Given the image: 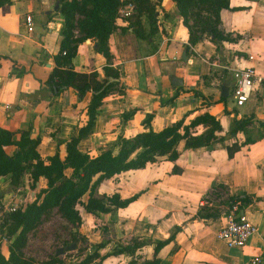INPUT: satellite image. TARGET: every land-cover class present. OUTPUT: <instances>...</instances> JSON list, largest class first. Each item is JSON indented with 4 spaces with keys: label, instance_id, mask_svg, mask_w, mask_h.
<instances>
[{
    "label": "crops",
    "instance_id": "0c3cea01",
    "mask_svg": "<svg viewBox=\"0 0 264 264\" xmlns=\"http://www.w3.org/2000/svg\"><path fill=\"white\" fill-rule=\"evenodd\" d=\"M163 6L169 16L159 11L158 28L164 33L157 45L153 42V52L137 54L136 42L140 40L131 28L124 29V23L112 32V66L120 75L113 88L122 86V93L116 95L112 89L104 97L92 132L78 147L97 156L105 142L115 141L119 133L132 137L149 127L159 131L181 119L188 123L203 112L214 115L222 127L218 135L226 137L222 143L217 140L213 149L186 150L184 141H180L177 164L182 168L181 174H172L173 163L161 158L143 169L123 172L134 175L126 178L133 191L109 184L119 174L104 181L99 192L118 193L121 198L138 194L136 200L118 208L117 215L119 222H125L124 235L128 228L131 232L138 229L137 234L142 237L150 234L151 240L136 251L141 262L152 260L155 242L166 239L175 226H181L174 239L157 252L158 262L149 264H250L253 257H259L258 264H264V124L258 123L264 121V0H230V7L238 9L220 11V29L239 38L217 44L203 36L189 45L188 30L181 17L173 13L175 4L164 0ZM58 7V0H0V127L14 132L16 138L21 130L30 127L31 137L40 139L37 149L41 156L58 152L63 158L66 142L77 136L86 122L91 93L79 98L72 87L58 95L41 88L56 65L54 56L61 47L63 18L57 12ZM26 15L31 17V29L26 25ZM126 32L137 38H133L135 43ZM151 45L150 39L147 47ZM94 48L93 39L78 44L71 59L74 71L96 70L102 76L106 59ZM236 52L244 58L242 66H254L257 75L254 91L242 107H235L231 98L235 83L231 68ZM173 77L181 85H173ZM222 85L228 87L225 101L219 99ZM129 111L134 113L122 123V114ZM148 113L153 117L146 127L142 120ZM241 118H252L254 122L247 127L246 134L239 132L235 139L228 137L225 133L232 120ZM246 137L252 141L243 144ZM235 141L239 149L230 158L225 148ZM94 149L99 150L92 155L89 150ZM5 150L12 154L15 146H7ZM214 181L226 186V197L241 194L248 198L247 203L240 204L239 212L245 213L258 231L242 248H228L217 237L227 222L223 213L228 207L222 205V216L216 220H190ZM40 185L44 187L42 180ZM25 189V185H11L9 176H0L1 201L12 194L26 193ZM85 213L88 222L91 221L93 215ZM155 232L159 235L154 236ZM9 243L0 237V252L5 258L9 256ZM123 255L120 262L122 255L109 256L100 264H125L131 256Z\"/></svg>",
    "mask_w": 264,
    "mask_h": 264
},
{
    "label": "trees",
    "instance_id": "16d2710c",
    "mask_svg": "<svg viewBox=\"0 0 264 264\" xmlns=\"http://www.w3.org/2000/svg\"><path fill=\"white\" fill-rule=\"evenodd\" d=\"M57 12L63 18L61 28L62 40L58 54L54 56L55 67L49 73L47 80L41 85L42 90H48L52 95H58L63 90L72 87L82 98L87 92L91 98L86 106V122L80 127L78 135L70 138L65 144V156L61 158L58 152L53 155L41 156L38 152V137H31L30 127L21 130L16 138L15 133L0 127V176H9L10 184L18 187L26 172H29L31 185L35 187L38 181H43L44 187L38 190L35 198L27 202L23 208L13 213H4L5 219L0 221V231L6 230L8 237H13L9 243V256L5 258L0 252V264H36L24 257L23 247L28 233L37 227L53 209H57L66 220L74 227L81 223V216L77 206H81L87 213L94 216L113 212L118 208H124L136 200L138 194L127 198H121L118 193L107 195L99 192L100 185L117 175L128 170L143 169L150 164L165 159L173 163L171 173L181 174L182 168L178 166L179 152L177 145L184 141V149L191 150L201 147L213 149L216 141L223 142V137H218L222 131L219 120L208 112H203L185 123L184 119L166 124L159 131L150 128L153 114L145 115L142 123L149 127L147 131L136 133L132 137H124L119 133L109 148L102 149L97 156H91L79 149V142L86 138L95 124L97 110L102 100L114 86L118 84L119 72L112 66L113 55L110 51V36L115 30V17L117 10L126 1L131 0H58ZM138 14L146 13L151 27L145 32L140 21L133 32L138 39L149 42L150 34L157 31L154 25L158 18L154 7L149 0H133ZM131 1V2H133ZM160 1V0H157ZM182 19V24L188 30V43L194 45L203 36L209 37L214 43L235 42L239 36L225 33L220 29V11L222 9L238 8L230 7V0H172ZM205 13V14H204ZM81 15L76 18V15ZM204 14V15H203ZM169 16V15H168ZM78 29V32L73 30ZM125 29V28H124ZM126 30V29H125ZM86 39H93L96 43L94 50L100 53L106 64L102 67V76L93 70L90 73H79L73 70L71 59L77 52L79 43ZM189 45L186 46L188 53ZM65 51V55L62 52ZM110 79H114L110 81ZM225 101L226 97L219 98ZM134 111L122 114V123L128 119ZM252 118L233 119L228 137L235 139L239 132L246 134V129L253 124ZM264 124V121H258ZM203 128L201 132L199 129ZM248 137L243 144L250 143ZM7 146H15L12 154L5 150ZM228 157H232L238 151L237 141L226 146ZM226 186L214 181L211 189L216 185ZM227 192V191H226ZM208 194V191L206 192ZM203 203L199 205L190 220L196 219L204 222L216 220L222 216L220 206L228 208L223 213L227 215L229 208L236 201L242 204L248 202L246 196L227 195L225 200L218 203L201 198ZM181 230V226H175L169 236L164 240H158L154 246L152 260L138 262L140 255L136 251L147 244L146 241L135 240L126 243L119 248H113L109 252L100 255L99 250L109 243V238L98 242L94 251L88 253L78 264H100L109 256L130 255L131 259L125 264H149L156 263L157 252L175 237ZM57 256L41 264H60Z\"/></svg>",
    "mask_w": 264,
    "mask_h": 264
},
{
    "label": "rangeland",
    "instance_id": "374dc122",
    "mask_svg": "<svg viewBox=\"0 0 264 264\" xmlns=\"http://www.w3.org/2000/svg\"><path fill=\"white\" fill-rule=\"evenodd\" d=\"M149 1L154 7L156 15L159 14V11H162L165 14V16L168 15L163 6L164 0H160V1L149 0ZM173 13L179 15L177 8ZM80 17L81 15L79 14L76 15V18H80ZM137 20L140 21L141 27L143 28V30H145L147 34V32H149V28L151 27V24H149V20L144 11L141 14H138L135 11V14L127 20L118 19L117 17H115V26H119L120 23L121 24L124 23L125 29L131 28L132 31H134L136 28H140V25L136 24ZM154 25L156 26L157 31L150 34L149 39H151V43H152L151 47H147L149 43L147 40L139 39L140 41H138L137 38L134 37L131 32H126L128 35H131L129 36V39H131L132 42L135 43L134 39L137 40L136 44H138L139 46L137 49V54L141 55L148 53L150 51L153 52L154 51L153 42L156 45L159 43L162 33L164 32L162 33L159 32L157 18L155 19ZM73 32H78V29L76 28L75 30H73ZM234 56H235V65L233 68H237L239 67V65H242L244 58L238 52L234 53ZM240 58L242 60H239ZM122 88H123L122 86L118 85L117 87L113 88V91L115 92L116 95H120L122 93ZM227 133L225 134L227 135ZM218 137L224 138L226 136L218 135ZM112 143H114V141L111 140L105 142L104 149L109 148L112 145ZM98 150L99 149H94L89 151L91 152L92 155H95L96 153H98L97 152ZM131 174L132 173L120 174L118 177L111 180L109 184L113 186H117L118 184L119 188H122L124 191L131 192L134 190V188L126 181V178L128 177H130V179L134 178V175ZM22 185L26 186L25 189L26 193L23 194L20 193V195L22 194L21 196L26 200V202L32 201L35 198L38 190L41 189L40 181H38L35 184V187H32L29 172H26L23 175L21 180V186ZM226 191H227L226 188L224 189L222 185L220 187V185L218 184L215 186V189H210L208 191V194L206 193L202 197L215 204L226 199V193L228 192ZM223 206L227 207L226 205ZM77 209L81 216V223L78 227H74L68 220H66L59 212L56 211L57 209H53L49 215L43 218L42 222L37 227H35V229H33L30 233H28L26 237L25 243L21 248L24 257L30 259L36 264H41L42 262L49 260L52 256H56L55 252L58 248H63L64 253L57 256L61 261L60 264H78L88 253L94 251L96 244L100 242L104 238V236L108 237L110 241L108 244L105 245L104 248H101L98 251L100 255L109 252L113 248H119V246H122L126 243H130L133 241V239L135 240L137 239L138 241L151 240L150 234H148L147 236L145 235L146 237L139 236L137 234L138 229L134 230L135 232L134 233L131 232V228H128L126 229L128 230L127 233L124 235V233H122L124 232V228L122 226L125 225V222L124 221L119 222L118 219L119 215H117L118 214L117 209L108 214H100L98 216L93 215V217H91V221L89 222L87 220V214L85 213L86 211L81 206H77ZM0 217H1L0 221L6 218L5 214H2ZM83 226H85L86 229L83 228ZM151 232H153L152 229ZM153 234L154 236L159 235V233L156 232ZM0 237H4L9 242L13 238V237H8L6 235V230H4V233L3 230L0 231ZM72 244H75V248L67 250V248ZM123 257L124 255L119 257L118 261L120 262V260H122ZM138 261L141 262L140 259ZM125 262L126 261H124V263Z\"/></svg>",
    "mask_w": 264,
    "mask_h": 264
},
{
    "label": "built area",
    "instance_id": "2783aa9c",
    "mask_svg": "<svg viewBox=\"0 0 264 264\" xmlns=\"http://www.w3.org/2000/svg\"><path fill=\"white\" fill-rule=\"evenodd\" d=\"M135 11V4L131 1H126L119 6L116 17L118 19L127 20L135 14ZM25 22L28 28L31 29V17L29 15L25 16ZM65 53V51L62 52L63 55H65ZM248 58L252 60L253 56L249 55ZM231 70L235 80L231 93L232 102L235 107H242L248 102L254 91V82L257 77L256 71L254 66L244 65L231 68ZM6 107L8 108L9 106ZM26 203V200L19 194L9 195L7 200H0V215L16 212L23 208ZM240 204V201H236L232 204L227 214V222L217 233L218 239L223 241L228 248L244 247L248 240L258 231L257 226L248 216L243 212H239ZM259 261V257H253L250 260V264H258Z\"/></svg>",
    "mask_w": 264,
    "mask_h": 264
},
{
    "label": "water",
    "instance_id": "95a60500",
    "mask_svg": "<svg viewBox=\"0 0 264 264\" xmlns=\"http://www.w3.org/2000/svg\"><path fill=\"white\" fill-rule=\"evenodd\" d=\"M95 47H96V43H95ZM183 58H186L185 53L183 54ZM112 80H114V79H110V81H112ZM171 82L175 86L181 85V83H182L178 78H175V77L171 78ZM220 95L222 97H227L228 96V87L226 85H222L221 90H220ZM74 248H75V244H72L71 246H69L67 248V250L68 249H74ZM63 253H64V249L63 248H58L56 250V252H55V255L59 256V255H61Z\"/></svg>",
    "mask_w": 264,
    "mask_h": 264
}]
</instances>
